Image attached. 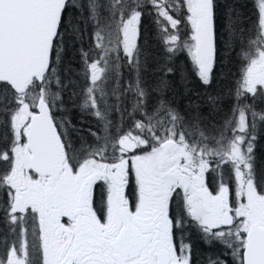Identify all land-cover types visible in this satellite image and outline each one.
<instances>
[{"label":"snow or ice","instance_id":"snow-or-ice-1","mask_svg":"<svg viewBox=\"0 0 264 264\" xmlns=\"http://www.w3.org/2000/svg\"><path fill=\"white\" fill-rule=\"evenodd\" d=\"M253 6L249 27L228 0H0V264H193V231L231 264H264V174L251 155L264 109L245 102L264 100V0ZM146 15L156 49L142 37ZM70 46L84 81L72 95L103 133L79 146L57 118L75 87ZM185 53L181 80L205 86L221 53L238 57L218 128L199 104L182 113L167 98Z\"/></svg>","mask_w":264,"mask_h":264},{"label":"trees","instance_id":"trees-1","mask_svg":"<svg viewBox=\"0 0 264 264\" xmlns=\"http://www.w3.org/2000/svg\"><path fill=\"white\" fill-rule=\"evenodd\" d=\"M224 0H221V3H223ZM228 3L233 5L236 9V11L244 18V23L251 27L252 22L254 21V15L255 10L253 6V0H228ZM141 32L142 37L147 38V41L150 45L153 43L157 46V35H156V26L153 23L152 17L149 15H146L142 20L141 25ZM73 51H77V48L74 47ZM221 56L224 57L222 61H218L217 69L215 70L214 74V80L213 83L205 86L201 84L195 77L189 76L187 81L181 80V72L179 70L185 68L186 64V56L180 55L179 59L175 62V67L178 69L177 74L175 77H172V84H171V90L167 93V98L173 102V106L176 107L179 111L182 113H191L192 108L194 105L199 104L200 108L202 110V116L205 121V124L211 123L214 127H219L224 119L228 116H230V110L234 106L235 103V97L234 95L230 94L231 89L234 87V82L238 78V72L240 70V63L238 62L237 56H231L229 58V54L227 53H221ZM159 59V57H158ZM67 65H70V63H67ZM80 70V68H79ZM68 75V73H67ZM80 74H74L71 73L72 83L73 85L80 84L79 80ZM148 78L150 81L154 82V77L149 71ZM74 87H70L69 90L66 91L67 94V101L71 98V95L73 93ZM208 94L212 95H219L220 96V102L218 105V108L216 110L209 111L208 105L203 103V101L206 99V96ZM258 97L254 100L255 102L258 101ZM153 100H155V97H153ZM254 101L249 97L246 103H252L255 105ZM77 105V104H76ZM128 110H131V104L128 103L126 105ZM151 107V105L149 106ZM263 109V107H262ZM261 109V110H262ZM67 111H74V110H82L78 105L72 106L67 104L66 106ZM83 111V110H82ZM77 116H67L63 115L60 116L62 118H76V119H89V120H80L82 122H87L88 124H95L97 125L98 121L93 120L91 117L95 118L94 116H91L88 113H77ZM91 116V117H90ZM137 117L139 118V115L137 114ZM122 118V117H121ZM96 119V118H95ZM114 124H123L125 128L129 126V118L127 114L123 117V121L120 120L119 117H115ZM80 125L79 123H76ZM259 122L256 124V129ZM262 129V128H259ZM94 132H100L102 133V128L99 123L98 128L96 130H93ZM264 158V156H263ZM262 157L260 158V166L261 168L255 170V173L263 172V163L264 159Z\"/></svg>","mask_w":264,"mask_h":264},{"label":"rangeland","instance_id":"rangeland-1","mask_svg":"<svg viewBox=\"0 0 264 264\" xmlns=\"http://www.w3.org/2000/svg\"><path fill=\"white\" fill-rule=\"evenodd\" d=\"M85 27L87 28V26H85ZM89 43H90L89 35H88V32L86 31L85 34H84V39L82 41V44L85 47V49L87 48ZM73 48L74 47H72V46H70L68 48V51L65 54L64 63H65V65H67V63H70V66L72 68V72L74 74H80V76H79L80 84H76L75 87H74V90H73V92L78 94L80 92V87L83 85L84 81H83V75H82V72H81V60H80L78 51H73ZM151 48L152 49H156L157 48L156 44L153 43L151 45ZM182 56H186V53L182 54ZM79 68H80V70H79ZM65 75H67V73H65ZM127 76H128V74H127V72H125V77L127 78ZM65 82L67 83V80ZM69 89H70V87H69ZM64 100H65V105H64L63 109H61V111L57 113V118L58 119L62 118L60 116H63V115L77 116L78 114H77V112L75 110L74 111L73 110L72 111H67L66 110V106H67V104L72 105V106H77V105L79 106V103H80L79 96L78 95H71V98L67 101V94L65 92L64 93ZM115 117H119L120 120L123 121V118H121L120 114H118V113H113L111 115L110 119H112V121L114 122L113 119ZM136 118H138V117H136ZM66 119L71 121L68 129L71 130V128H73L84 139H86L88 143L92 141L93 137H90L89 135H90V131L91 132H94V131L91 128L86 127V125H90V124H88L87 122H82L81 123V121H79L76 118L69 117V118H66ZM76 123H79L80 125H78ZM98 134L102 135L103 133L98 132ZM255 135H256V139L254 141H252L253 152L251 154L252 155V164H253V170L254 171L259 169V168H261V166H260V158L261 157L263 158V156H264V128H262V129L258 128L256 130V132H255ZM84 139H83V141H84ZM211 173L212 172H209L207 174L206 179H207V183L209 184L210 190H213L214 187H215V183H214V181L211 180V176H210ZM263 173H264V163H263ZM257 174H261V172H259ZM215 175H216V173H215Z\"/></svg>","mask_w":264,"mask_h":264},{"label":"flooded vegetation","instance_id":"flooded-vegetation-1","mask_svg":"<svg viewBox=\"0 0 264 264\" xmlns=\"http://www.w3.org/2000/svg\"><path fill=\"white\" fill-rule=\"evenodd\" d=\"M256 102H257V106H256L257 109H261L264 106V100H262L261 98H259L258 101H256ZM75 111L77 113H88V112L82 111V110H75ZM91 118L93 120L97 121V119H95L93 117H91ZM78 120L80 121V120H89V119L85 118V119H78ZM97 125L90 124V125H86V127L91 128L92 130H96L98 128ZM262 128H264V123H263ZM71 130L68 129V134H69V136L72 140V143L74 145L79 146V144L81 142H85V141L87 142V140L84 139L73 128H71ZM89 136L92 137L91 135H89ZM83 139H84V141H83ZM93 139L91 142H93ZM91 142H89V143H91ZM210 176H211V180L214 181L213 177L215 176V173L212 172ZM98 198H99V193H98ZM3 232H6V229L4 228L3 225H0V233H3ZM191 243L193 246V257H192L193 264H208L209 257H211V258L219 257L221 260H227L228 264H231V261H232L231 255L229 253H227L221 245L215 244V243H213V244L206 243L203 239L200 238V235L195 231H193V233H192Z\"/></svg>","mask_w":264,"mask_h":264}]
</instances>
